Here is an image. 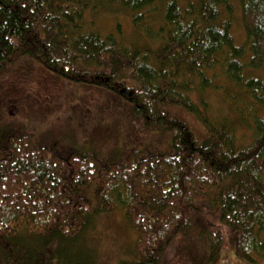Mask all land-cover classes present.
I'll use <instances>...</instances> for the list:
<instances>
[{"label": "trees", "instance_id": "1", "mask_svg": "<svg viewBox=\"0 0 264 264\" xmlns=\"http://www.w3.org/2000/svg\"><path fill=\"white\" fill-rule=\"evenodd\" d=\"M105 7L128 13L132 39L121 21L114 31L99 25ZM23 56L117 94L143 129L171 138L120 160L0 128V264H62L50 260L54 237L64 239V264H83L86 233L116 209L137 233L138 259L121 264H164L187 237L206 242L210 261L229 245L264 260V0H0V76ZM213 92L232 120L210 115ZM165 104L182 106L202 131ZM19 234L46 245L12 246Z\"/></svg>", "mask_w": 264, "mask_h": 264}, {"label": "rangeland", "instance_id": "2", "mask_svg": "<svg viewBox=\"0 0 264 264\" xmlns=\"http://www.w3.org/2000/svg\"><path fill=\"white\" fill-rule=\"evenodd\" d=\"M238 12L234 33L241 42L244 33ZM97 16L104 30H115L116 23L121 21L125 38L130 40L135 35L132 20L125 10L105 7ZM93 87L96 86L63 79L36 58L23 56L11 62L0 76V128L20 127L21 131L34 132L38 139L52 140L59 148H86L102 157L120 160L135 148L168 147L170 130L146 131L129 101L103 87ZM209 102L210 115L233 119L234 111L220 94L210 93ZM164 107L184 118L195 130L202 131L200 122L183 111L182 106L165 104ZM245 131L241 127L240 135L246 136ZM85 237L89 248L80 245L83 264H121L122 260L138 259L134 249L137 233L121 209L101 212ZM185 239L172 244L164 264H264V260L251 263L241 258L231 245L224 248L220 258L210 261L203 239ZM12 240V246L24 244L28 250L34 247V251L46 245L42 238L22 234ZM51 242L56 248L55 257L50 260L61 259L64 264V239L54 237Z\"/></svg>", "mask_w": 264, "mask_h": 264}, {"label": "bare ground", "instance_id": "3", "mask_svg": "<svg viewBox=\"0 0 264 264\" xmlns=\"http://www.w3.org/2000/svg\"><path fill=\"white\" fill-rule=\"evenodd\" d=\"M12 146V145H11Z\"/></svg>", "mask_w": 264, "mask_h": 264}]
</instances>
